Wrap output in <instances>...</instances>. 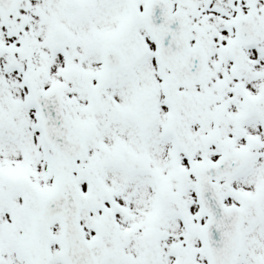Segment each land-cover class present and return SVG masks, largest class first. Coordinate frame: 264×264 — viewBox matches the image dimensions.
<instances>
[{"label": "snow or ice", "instance_id": "6c2138e0", "mask_svg": "<svg viewBox=\"0 0 264 264\" xmlns=\"http://www.w3.org/2000/svg\"><path fill=\"white\" fill-rule=\"evenodd\" d=\"M0 264H264V0H0Z\"/></svg>", "mask_w": 264, "mask_h": 264}]
</instances>
